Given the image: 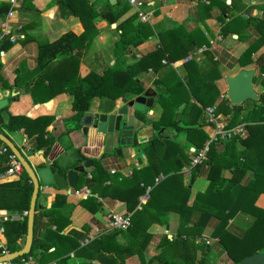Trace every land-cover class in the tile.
<instances>
[{
	"label": "trees",
	"instance_id": "trees-1",
	"mask_svg": "<svg viewBox=\"0 0 264 264\" xmlns=\"http://www.w3.org/2000/svg\"><path fill=\"white\" fill-rule=\"evenodd\" d=\"M63 1L55 0L59 8L63 5ZM230 7H232L231 3L230 6H226V8ZM260 7L264 8V4H260ZM10 11H13V8L9 3L0 2L2 15ZM69 11L80 17L83 15L100 17L107 22L108 26L112 25L116 30H120L121 38L125 35V26L130 18L117 21V15L112 11L101 9L96 12L94 3L84 0H75L73 8ZM235 19L237 20V17ZM233 23L235 21H231V24ZM142 25L144 24H137V29L143 37L152 33L150 30L145 31ZM221 31L223 34L226 33V30L221 29ZM157 36L164 53V64L184 57L191 49L198 48L202 44L207 45V40L198 28L186 31L178 25ZM89 43L84 34H74L70 30L49 42H39L36 65L29 71L30 77L26 85L34 104L45 102L59 92L71 95V111L61 118L66 135L78 129L79 119L87 111L92 97L105 96L119 103L125 99V95L131 97L142 92V86L134 76L137 70H146L148 67L143 56L134 58L132 64L127 67H123L122 63L116 59L112 64H107L100 73L89 71L84 76H79L75 71H71L67 74V68H63V64L67 63L65 60L68 57L73 60L74 52L82 47L86 48ZM126 47L125 42L116 41L113 43L112 53L125 54ZM254 49L253 45L240 53L238 62L241 67L247 66L252 61L250 55ZM203 54L212 64L208 68H202L200 63L197 65L190 63L186 66L187 70L182 76H178L172 69H169L163 78L155 82L160 85L157 88L156 101L160 104L161 111L159 117L152 121L154 135L144 143L153 145L154 142L160 141L161 136L157 135V132L161 128L168 129L173 134L181 136L182 141L177 142L166 138L162 139V142L168 146L167 148L186 150L187 153H183L184 160H190L191 153L188 147L199 149L207 139L201 127L204 125L202 121L204 108L209 106L213 108L214 115H225L226 126L242 124L241 135L217 138L208 144L206 159L198 164L206 165L208 182L203 191L195 193L189 204V190L181 185L179 169L182 164L179 162L175 164V167L172 166L170 173L163 171L164 176L157 180H154V177L159 173L160 167L154 161L140 170H132L131 174L126 177L118 173L108 174L99 165L100 157H88L75 149L74 165L81 164L88 159L92 162L88 168L90 176L86 178V171L78 173L80 183L69 189L74 191L81 183L89 189L90 194L79 200L78 204L88 211H95L98 201L92 193L97 190V196L123 201L126 203L127 211H131L130 226L125 230L111 229L91 240L87 246L78 244L75 252L80 253L94 245L90 253H87L88 256L97 258L104 264H123L122 260L133 253L143 264L145 260L143 250L148 240L145 228L151 222L165 223L167 212L174 211L179 215L180 228L171 239L165 235L162 236L158 244L159 252L150 257L148 261L154 260L155 264H208L206 254L211 244L202 240L201 235L210 217L218 220L211 237L216 238L221 245L228 264H239L246 256L259 252L264 253V234L259 231L261 224L264 223V209L254 205L257 195L264 193V92L260 93L258 102L245 100L242 104L231 105L225 98H222L215 103L218 89L214 80L219 77V74L215 71V63L211 61L209 52L204 51ZM254 63L259 73L253 76L252 82L258 83L264 79V51L254 59ZM53 65L58 66L59 71L53 76L54 78H51L54 72ZM15 98L16 96L11 99ZM138 117L145 119L142 112H138ZM50 119L51 117H45V123L47 124ZM31 126L32 119L28 115L9 114L8 122L2 125L0 132L7 136V132L27 129ZM35 141L33 149L40 150L42 160L34 162L33 167L35 169L48 167L51 172H64L65 169L58 168L56 162H46L44 159L54 142V137L45 131H40L35 135ZM0 144L3 145L1 141ZM135 144L140 143L134 142L132 145ZM7 150L10 152L8 148ZM163 155H167V151ZM6 167V157L1 155L0 172H3ZM222 167L232 171H251L253 180L239 187L233 178L220 176ZM31 190L32 184L23 170L18 178L0 182V209L6 211L28 209ZM239 190H242L241 193ZM145 193L147 198L142 203L139 201V196ZM65 196L55 194L48 208L34 209L30 251L28 254L15 258L12 262L34 257L38 252L42 253L47 250L49 244H46L44 240L49 235L55 237L51 241L54 248L64 245V241L60 242L54 231L61 230L68 222V211L63 212L61 209L62 205L66 206ZM193 211L198 212V217L189 223ZM237 211L250 215V221L239 235L232 234L226 227L227 219ZM42 217H46L48 224L54 225L55 230L46 228L43 232L42 224L39 222ZM1 225L5 248L8 251L19 249L18 240L22 241L24 238L26 218L22 220L5 219ZM118 235L128 242L125 244L118 242L116 240ZM76 245L73 242L67 245V248L69 246L70 249L75 248ZM196 250H198L197 257ZM40 259L38 262L43 261Z\"/></svg>",
	"mask_w": 264,
	"mask_h": 264
},
{
	"label": "crops",
	"instance_id": "crops-1",
	"mask_svg": "<svg viewBox=\"0 0 264 264\" xmlns=\"http://www.w3.org/2000/svg\"><path fill=\"white\" fill-rule=\"evenodd\" d=\"M84 1L94 3L96 12L101 9L112 11L117 15V21L130 17L129 23L125 26L124 37H120V30H116L112 25L108 26L107 22L100 17H91L90 15L80 17L69 13L75 0H64L61 8L58 7L55 0H15L11 6L13 11L6 15L0 13V89L8 91L6 111L12 115H28L32 119L31 127L7 132V137L31 165L42 160L40 150L33 149L36 142L35 135L40 131H45L54 137V142L44 159L46 162H56L58 168L67 169L74 166L75 149L88 157H100L99 165L108 174L112 169L114 173L126 177L131 174L132 170H140L154 161L160 167L157 177H154V180H157L164 176L163 171L170 173L172 166L175 167V164L179 162L182 164L179 169L181 185L188 188V204L191 203L195 193L203 191L207 185L206 165L189 168V159L184 160L183 156V153H187L186 150L167 148L168 146L162 142V139L172 136L173 133L168 129H163V132L159 134L160 141L154 142L153 145L144 143L154 135L152 121L159 117L161 111V106L156 101L157 88L160 85L155 82L163 78L169 69H172L178 76H182L187 70L186 66L190 63L191 65L200 63L202 68H208L212 64L204 56V51L209 52L211 61L215 63V71L219 74V77L214 80L218 89L215 103L224 98L223 94L226 88L223 80L224 75L234 74L239 69L254 68V76H256L259 71L254 59L264 51V8L260 7V4H264V0H140L142 1L141 11L146 15V21L139 20L135 9L122 0H114V2L110 0H106L107 2L105 0ZM0 2L10 3L9 0H0ZM230 3L232 7L226 8V6H230ZM236 17L237 20H234ZM231 21H235V23L231 24ZM137 24H144L142 27L145 31L150 30L152 33L143 37L137 29ZM178 25L186 31L198 28L207 40V45L202 44L198 48L191 49L184 57L164 64V53L159 45L157 34L174 29ZM221 29L226 30V33H221ZM68 30L74 34H84L85 39L90 43L86 48L82 47L74 52L73 60H70L69 57L65 60L67 63L63 64V68H67V74L71 71H75L79 76H84L89 71L100 73L107 64H112L116 59L122 63L123 67H127L132 64L134 58L141 56L144 57L148 65L146 70H137L134 77L142 86V91L153 92L152 105L143 111L133 110L129 107L125 115L116 117V122L120 119L121 123L122 144L116 143L115 133L112 137L107 133H95L92 127L88 128L86 135L81 132L80 125L78 129L67 135L64 134L61 118L71 111V95L59 92L45 102L34 104L28 94L26 83L30 77L29 71L36 65L38 43L49 42ZM116 41L127 44L125 54L112 53V46ZM253 45L255 49L250 55L252 61L247 66L241 67L238 62L240 53ZM54 68L51 78L59 71L58 66ZM63 68L61 70L65 72ZM252 84L257 93L261 90L264 91V79L258 83L252 82ZM15 96V99H11ZM133 97L125 95V99L117 103L116 100L109 97L95 96L91 98L85 113L104 112L110 114ZM209 108L212 107L204 108L202 120L204 125L201 127L207 136L211 132V127L206 121V109ZM138 112H142L145 119H140ZM221 115L225 119V115ZM45 117H51L47 124L44 121ZM2 125L5 124H0V128ZM134 142L140 144L133 146ZM190 147L192 146L188 148ZM117 148L120 149L119 156L115 154ZM105 149L109 152H104ZM166 151L167 155H163ZM84 171L88 178L90 176L88 168ZM220 176L233 178L239 187L253 180L251 171H232L226 167L221 168ZM8 180L12 179H2L0 182ZM79 181L77 176L76 184L80 183ZM69 189H57L51 184L39 185L38 193L46 202L45 208L50 206L55 194L66 195V206L62 205L61 209L63 212L68 211V222L61 230L54 231L60 242L64 241V245L54 248L51 241L55 237L46 236L44 241L49 244L48 249L28 258L36 264H104L101 260L88 256L87 253H90V249L94 245L78 253L75 252L78 244L80 245V241L86 235L95 234L94 238H96L111 230L107 218L108 212L128 213L130 218L131 211H127L126 203L123 201L97 196V190L92 193L98 201L97 209L93 212L88 211L78 204L79 200L90 194L85 184L81 183L79 188L74 191ZM241 191L239 190V193ZM146 198L145 193L139 196V201L143 203ZM254 205L264 209V193L257 195ZM22 210L0 209V228H2L3 220L9 219L10 215ZM197 217L198 212L193 211L189 223ZM249 221L250 215L237 211L227 219L226 227L232 234L239 235ZM39 222L42 224L43 232L46 228L55 230L54 225L48 224L46 217L39 219ZM180 223L179 215L174 211H168L165 223L151 222L147 225L145 233L148 234V240L143 250L145 259L143 264H155L154 260L148 261V259L159 252L160 239L164 235L168 239L174 237L180 228ZM217 223L218 220L215 217H210L202 230V240H207L211 244L206 254V261L208 264H228L221 245L216 238L211 237ZM95 230L98 231L95 232ZM259 231L264 234V223L261 224ZM23 240H18L20 247ZM116 240L124 244L128 242L119 235ZM73 242L77 244L76 247L70 249L69 246L67 248V245H71ZM89 243L85 245L87 246ZM0 246V250L5 248L3 232L0 233ZM197 255L198 250H196V257ZM38 259L43 261L38 262ZM16 262L21 264L19 261ZM122 263L141 264L135 253L125 257ZM8 264H12V262Z\"/></svg>",
	"mask_w": 264,
	"mask_h": 264
},
{
	"label": "water",
	"instance_id": "water-1",
	"mask_svg": "<svg viewBox=\"0 0 264 264\" xmlns=\"http://www.w3.org/2000/svg\"><path fill=\"white\" fill-rule=\"evenodd\" d=\"M114 2V0H110ZM254 68L239 69L234 74L224 75L223 80L225 83L224 98L231 105L242 104L245 100L258 101L260 94L257 93L253 87L252 79L254 76ZM8 91L0 89V124H7L9 114L6 111ZM153 92L143 90L140 94L134 96L126 103L120 105L113 113L107 114L99 112L96 114L84 113L79 119V125L81 132L86 135L89 127L94 128L95 133L105 134L111 136L114 134L116 143H123V137L120 134V119L117 122L116 131L113 132V122L116 121V117L125 115L127 109L130 107L133 110L143 111L145 108H149L152 105L151 97ZM123 125V122H122ZM164 128L159 129L157 135L163 132ZM0 141L15 155L19 161L22 170L29 178L32 184L31 195L29 199V206L26 215V230L22 246L14 251H8L6 254H0V264L11 263L17 257L24 254H28L32 241V227L34 209H44L46 202L42 198V195L38 193L39 185L51 184L57 189L74 188L78 173L83 172L86 168H89L92 164L88 159L81 164L71 166L64 170V172H51L48 167L35 169L33 165L20 153L18 148L12 143V141L0 132ZM104 152H109L105 149ZM115 154L120 155V149H115ZM264 262V253L259 252L244 257L239 264H262Z\"/></svg>",
	"mask_w": 264,
	"mask_h": 264
},
{
	"label": "built area",
	"instance_id": "built-area-1",
	"mask_svg": "<svg viewBox=\"0 0 264 264\" xmlns=\"http://www.w3.org/2000/svg\"><path fill=\"white\" fill-rule=\"evenodd\" d=\"M15 0H9L10 6L14 4ZM131 5L135 11L136 15L141 21H146V15L141 11L142 1L140 0H122ZM13 41V38H11ZM207 117L206 121L211 127V132L207 136V139L203 142L202 146L199 149H195L193 147L189 148V152L191 153V159L188 162V167L192 168L195 165L201 164L206 159V151L208 149V144L217 139V138H227L231 135H240L242 132V124H236L234 126L228 127L225 122L220 120L219 115L213 114V108L206 109ZM4 155L6 157V169L3 173L0 174V180L2 179H16L20 175L22 168L19 161L16 159L15 155L10 151L8 152L7 147L3 144H0V156ZM110 174L114 173V170H109ZM147 195V194H146ZM27 210H22L16 214L10 215L9 219L11 220H22L26 218ZM107 218L109 220V228L110 229H120L125 230L130 226V218L128 213H117L114 211H110L107 214ZM98 230H95L97 232ZM2 232V228H0V233ZM95 234L86 235L81 241L80 245H85L93 240ZM207 243V240H205ZM1 247V246H0ZM3 248V247H2ZM8 251L3 248L0 250V254H6ZM19 263L21 264H36L30 258L20 259Z\"/></svg>",
	"mask_w": 264,
	"mask_h": 264
},
{
	"label": "rangeland",
	"instance_id": "rangeland-1",
	"mask_svg": "<svg viewBox=\"0 0 264 264\" xmlns=\"http://www.w3.org/2000/svg\"><path fill=\"white\" fill-rule=\"evenodd\" d=\"M263 86V85H262ZM264 91L263 90H261L260 92H258V93H263ZM255 102H258V101H255ZM219 115V117H220V120H222V122H225L226 123V119H224L223 117H222V115L221 114H218ZM242 133V132H241ZM241 135V134H240ZM172 140H176L177 142H179V140L180 139H182V137L181 136H173V134H172V136L170 137ZM154 171V170H153ZM155 172V171H154ZM157 177V176H156ZM161 178V177H160ZM12 264H18L16 261H13L12 262Z\"/></svg>",
	"mask_w": 264,
	"mask_h": 264
},
{
	"label": "bare ground",
	"instance_id": "bare-ground-1",
	"mask_svg": "<svg viewBox=\"0 0 264 264\" xmlns=\"http://www.w3.org/2000/svg\"><path fill=\"white\" fill-rule=\"evenodd\" d=\"M117 122L114 120L113 122V132L116 131Z\"/></svg>",
	"mask_w": 264,
	"mask_h": 264
}]
</instances>
